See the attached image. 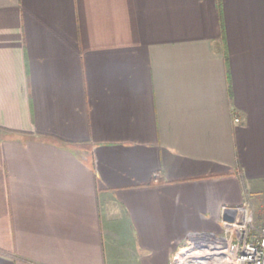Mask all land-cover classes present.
<instances>
[{"label":"crops","instance_id":"1","mask_svg":"<svg viewBox=\"0 0 264 264\" xmlns=\"http://www.w3.org/2000/svg\"><path fill=\"white\" fill-rule=\"evenodd\" d=\"M262 193L264 0H0V264H172Z\"/></svg>","mask_w":264,"mask_h":264},{"label":"built area","instance_id":"2","mask_svg":"<svg viewBox=\"0 0 264 264\" xmlns=\"http://www.w3.org/2000/svg\"><path fill=\"white\" fill-rule=\"evenodd\" d=\"M234 121L237 122L238 118L234 117ZM225 208L231 209V214L234 217L232 221L222 219V212ZM219 210L221 213L219 221L224 234L223 237L213 233H194L189 237L195 236L210 240L208 242L211 243L209 246L204 244L205 249L206 247L217 246L218 250H226V252H222L226 254V262H224L226 264H264V225L259 228L257 233L254 232L253 215L245 203L238 206L223 205ZM202 236L222 239L224 243Z\"/></svg>","mask_w":264,"mask_h":264},{"label":"rangeland","instance_id":"3","mask_svg":"<svg viewBox=\"0 0 264 264\" xmlns=\"http://www.w3.org/2000/svg\"><path fill=\"white\" fill-rule=\"evenodd\" d=\"M245 205H247L248 208L252 212L253 223H254V232L257 233L259 228L264 225V193H262L261 195H258L256 197H252L249 201L245 202ZM213 234L223 237L224 234H223L221 226H220L219 230ZM208 242H210V240L203 239L201 237H195V236L191 237L190 236L186 240V242L184 244H182L175 251L174 260H173L172 264H179V262L181 260L188 259V258H186V256L192 255V254H194V255H196V257H198L200 255L206 254L205 252L207 251V254L210 253V255H211L212 253L209 251V247L208 248L206 247V249L203 247L204 244H207L205 246H209V244H211ZM215 244H216V242H215ZM192 257H194V256L192 255ZM210 258H212L211 261H214L216 259L213 257H210ZM186 262H185V264H190V262H187V263ZM198 263H193V264H198Z\"/></svg>","mask_w":264,"mask_h":264},{"label":"bare ground","instance_id":"4","mask_svg":"<svg viewBox=\"0 0 264 264\" xmlns=\"http://www.w3.org/2000/svg\"><path fill=\"white\" fill-rule=\"evenodd\" d=\"M202 237H210V238H213L214 240H216L218 242L224 243V240H222V239H216V238L211 237V236H202ZM209 251L212 253L211 255H210V253L207 254V251H206L205 252L206 254L198 256L199 258L196 257V255H194V254H192L194 257H192V255H188V256H186V258H188L189 260L188 259L181 260L179 262V264H185L186 261L190 262V264L198 263V262H199L198 264H226V263H224V262H226V257H225L226 254L222 253L223 251L226 252V250H224V249L218 250L217 246H213V247L209 248ZM210 257H213L216 259L215 260L213 259L214 261H211L212 258H210Z\"/></svg>","mask_w":264,"mask_h":264},{"label":"water","instance_id":"5","mask_svg":"<svg viewBox=\"0 0 264 264\" xmlns=\"http://www.w3.org/2000/svg\"><path fill=\"white\" fill-rule=\"evenodd\" d=\"M233 214H231V209L225 208L222 212V219L226 221H232L233 220Z\"/></svg>","mask_w":264,"mask_h":264}]
</instances>
